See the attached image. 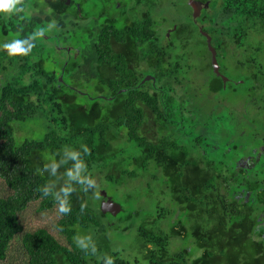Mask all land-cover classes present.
<instances>
[{
	"label": "trees",
	"instance_id": "16d2710c",
	"mask_svg": "<svg viewBox=\"0 0 264 264\" xmlns=\"http://www.w3.org/2000/svg\"><path fill=\"white\" fill-rule=\"evenodd\" d=\"M203 1L209 2L208 9L197 23H203L211 37L217 61L233 50L231 56L241 58L237 65L264 66V0ZM177 24L171 39L175 46H188L193 33L206 46L191 19ZM182 24L193 29L185 30ZM32 25L21 22L4 33L0 22V37H15L28 50L27 54L0 53V178L10 191L0 194V264H12L7 257L16 239L26 264H141L137 257L88 243V237L106 234L104 219L109 214L100 212L97 187H89L84 178L99 179L103 190L130 200L134 197L124 193V187L135 180L145 182L136 189L138 205L141 198L154 200L150 212L143 215L134 208L114 219L116 228L125 224L122 232L135 229V249L146 264H264V232L256 229L253 215L254 206L264 200V190L252 186L253 204L235 205L233 194L226 195L234 183L223 182L222 175L228 178L223 169L193 167L184 176L179 154L166 150L167 162L159 163L154 137L140 131L141 123L148 120L145 110H150L161 115L160 135L176 146L183 143L186 136L174 120L185 119L174 117L181 110L174 109L176 101H172L182 91L167 82L157 94L158 101L143 86H136L138 80L122 86L124 79L119 78L108 86L104 65L96 67L97 86L68 88L57 80L63 61L56 64L51 51L30 40L26 29L37 26L34 20ZM163 31L162 42L166 41ZM170 54L161 44L162 58L169 56L162 61L161 79L169 81L168 66L178 63ZM64 70L65 81L71 79L73 59ZM255 74L258 82L246 76L233 90L237 95L241 89L238 94L248 104L264 98V67L256 68ZM214 80L217 83L209 89L224 91L220 80ZM34 118L46 124L41 139L25 137L28 127L36 126ZM45 152L55 159L48 163ZM201 176L208 181L202 183ZM156 185L160 187L154 193L151 187ZM33 202L41 211L57 208L55 227L64 242L44 228L25 231L20 214ZM61 205L68 211L61 212ZM108 228H114V223ZM173 239L181 241L176 249L171 248Z\"/></svg>",
	"mask_w": 264,
	"mask_h": 264
},
{
	"label": "flooded vegetation",
	"instance_id": "af4514ba",
	"mask_svg": "<svg viewBox=\"0 0 264 264\" xmlns=\"http://www.w3.org/2000/svg\"><path fill=\"white\" fill-rule=\"evenodd\" d=\"M20 7L23 11L17 14L0 13L4 33L6 29L16 28L21 22L33 26L34 20L37 26L27 28L26 33L30 35L31 41H36L43 49L51 51L56 64L63 61L57 80L64 86L71 89L97 86L96 67L104 65L108 86L119 78L124 79L122 86H130L138 80L136 86H143L147 94L158 101L160 97L157 94L162 91L163 84L172 83L173 87L180 89L181 95L174 97L172 101H176L173 108L181 110L175 111L174 117L185 119L174 120L186 136L182 139L183 143L176 146L160 135L162 123L159 113L145 110L148 120L143 121L140 126L143 135L154 137L159 163L167 162L168 156L164 151L170 150L171 153L179 154L184 176L189 175L190 168L193 167H219L228 174L226 179L222 175L223 182L234 183V189L230 193L226 192V195L233 194L235 205L253 204L251 187L257 186L261 192L264 190V128L245 126V98V104L244 101H239L232 107H229L225 98H218L216 108L210 107V96L203 97L198 93L199 88L204 87L209 95L218 94V91L209 89L211 84L217 83L214 77L220 80L224 91L234 82L221 71L220 62L219 72L227 78L225 85L222 78L213 72L207 45L203 47L195 33L188 46H175L171 39L178 24L174 23L163 31L166 41L162 42L164 20L160 14L161 0H23ZM204 9L202 8L200 16ZM198 18H191V21L196 32L201 35L200 29L203 30L204 24L197 23ZM181 28L193 29L189 24H182ZM15 40V37L11 38L7 34L0 37V53H8L4 45ZM204 41L206 42L205 38ZM161 44L167 51H171L172 59L178 60L177 64L168 66L171 67L170 81L161 79L162 61L169 59V56L162 58ZM233 52L228 50V55ZM70 59H73V74L71 79L65 81L64 66ZM90 64L93 68H90ZM261 67L264 66L250 64L242 67L238 65L237 68L242 69L246 76L254 77L255 83L258 82L256 68ZM56 71L57 68H54L53 73ZM98 72L101 70L98 69ZM60 77L62 80H59ZM78 93L87 96L85 90ZM87 97L92 100V97ZM255 98L258 99L254 97L252 100ZM259 99L260 103L249 104L252 109L248 112L249 117H264V98ZM157 105L161 106L159 102ZM220 108L226 110L221 112ZM240 112L244 113L243 121ZM206 178L201 176L202 183L208 181ZM262 196L264 198V192ZM263 202L264 200L254 206L253 215L257 221L256 229L264 232Z\"/></svg>",
	"mask_w": 264,
	"mask_h": 264
},
{
	"label": "rangeland",
	"instance_id": "374dc122",
	"mask_svg": "<svg viewBox=\"0 0 264 264\" xmlns=\"http://www.w3.org/2000/svg\"><path fill=\"white\" fill-rule=\"evenodd\" d=\"M206 9H208V7ZM160 14H161V19L164 20L162 24V30H165L167 27H170L172 24L177 23L178 21H187V20L189 21L192 18V12H191V8L188 6V0H161ZM240 59L241 58L239 57H235L231 55H228L226 59L222 57L219 59V62L221 65V71L224 73L226 77H228L234 82V84L228 86L227 88L228 90L221 91L216 95H209L208 93H206L204 87L199 88L198 93L201 96L203 97H205L206 95L210 96L211 98L210 99L211 102L209 103L210 107L218 106V103L216 101L218 100V98H221V99L225 98L224 100L228 101L230 105V106L228 105L229 107L234 106L239 101L241 103L244 101V98L238 94V93H241L240 92L241 89L238 90L237 95H234V92H233V89H235V86H237V83H241V82L243 83L246 79V73H244L242 69L237 68L238 67L237 64L239 63L238 61H240ZM242 60H245V58L243 57ZM243 104H245V101ZM244 107L247 108V109L244 108L247 111V115L244 117L242 115L244 113L240 112V116H241L242 121H243V117L247 118L246 120H244L245 126L247 128H253V127L258 128V129L264 128V117L262 116L257 117V115L253 117H249L248 112L249 111L251 112L252 109L249 108L248 103ZM225 110H226L225 108H220L221 112H224ZM252 120H254V123ZM33 121L35 122L36 126L34 128L28 127L27 135L25 137L31 138V139H41L43 137L46 124L42 123L36 118H34ZM43 158L48 163L52 162L55 159V157L50 155L49 152H45V155ZM95 181H96V187H97V194L100 195V191L103 189L99 187L101 181L99 179H96ZM144 186H146L145 182H140V181L135 180L133 182L128 183L124 187L122 191L125 193L124 190H126L128 191L127 194H130L131 196L134 197L131 200L127 198L123 199L121 197L118 198L114 196L113 194L107 191L106 192L108 193V196H110L114 200V202L120 204V206L122 207V211L126 212L134 208H138V209H141V212H143L142 214L145 215L147 214V212H150V209L154 205L153 204L154 200L150 201L149 199L144 200L143 198H141L140 204L138 205L139 199H138V192L136 191V189H141ZM159 187L160 185H156V186H152L151 188L154 191V193H157ZM9 193L10 191L8 190V187L6 186L5 182L0 178V194L7 195ZM135 198L138 199L136 203L137 205H135ZM100 201L98 202V204H100ZM122 211L119 212L116 216H112L109 214V216H107L104 219L106 234L95 236L92 239L88 237L87 239L88 243L89 244L93 243L91 245L95 244L96 246H101V249H104L105 247H108V248L110 247L111 250L118 251L122 255H125L126 257H129V258L137 257V259L140 261L141 264H146L145 261L142 260L141 256H138L136 249H135L136 244H137L135 229H130L127 232H122L121 228L125 224L122 225L120 228H116L117 221L114 218L117 217L120 213H122ZM58 218H59V212L57 208L49 210V211H41L40 206L39 204H37V202L30 203L28 207L26 208V210H24L20 214V219L22 221L25 231H33L38 228H44L48 230V232H50L52 235H54L58 240H60L61 242H64V239L62 238V236L59 235L55 227V224ZM112 223H114V228L109 229L108 226L109 224H112ZM180 245H181V241H179L178 239H173L171 241L172 249H176ZM7 259L12 264H26L25 255L23 251L21 250L20 244L17 241V239L12 242L10 249L8 251Z\"/></svg>",
	"mask_w": 264,
	"mask_h": 264
},
{
	"label": "water",
	"instance_id": "95a60500",
	"mask_svg": "<svg viewBox=\"0 0 264 264\" xmlns=\"http://www.w3.org/2000/svg\"><path fill=\"white\" fill-rule=\"evenodd\" d=\"M208 5H209V2L202 3V2L196 1V0H188V6L192 10V19L196 20V18H198L200 16V12H201L202 8L206 9L208 7ZM200 33L206 40V45H207V48L210 52V57H211L210 63L212 65L213 72L217 76H220L222 78L223 83L225 85L227 78L225 76H223L222 74H220V72H219V64L217 61V52H216L215 48L211 45V37L208 35L207 32L203 31L202 29H200ZM59 80H62V78L60 77ZM121 91H124V90H120L119 92H121ZM100 97L104 98L103 96H100ZM100 196H101V201L99 204V210L103 215L110 214L112 216H116L119 212L122 211V207L120 206V204L114 202V200L110 196H108V194L105 190L102 189L100 191Z\"/></svg>",
	"mask_w": 264,
	"mask_h": 264
},
{
	"label": "clouds",
	"instance_id": "9594fccd",
	"mask_svg": "<svg viewBox=\"0 0 264 264\" xmlns=\"http://www.w3.org/2000/svg\"><path fill=\"white\" fill-rule=\"evenodd\" d=\"M22 3L23 0H0V13L17 14L23 11V8L20 7ZM4 48L11 55L28 53V50L23 47V42L20 40H15L12 43L5 44ZM84 182H87L88 186L92 189L96 188L95 180H88L87 178H84ZM60 211L67 212L68 210L63 205H61ZM109 264H111V261H109Z\"/></svg>",
	"mask_w": 264,
	"mask_h": 264
}]
</instances>
